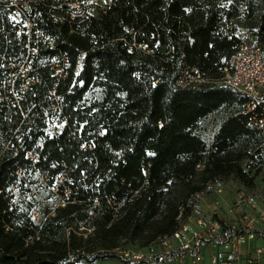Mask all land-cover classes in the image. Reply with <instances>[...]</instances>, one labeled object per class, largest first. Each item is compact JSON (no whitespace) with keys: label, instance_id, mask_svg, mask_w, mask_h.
Listing matches in <instances>:
<instances>
[{"label":"trees","instance_id":"obj_1","mask_svg":"<svg viewBox=\"0 0 264 264\" xmlns=\"http://www.w3.org/2000/svg\"><path fill=\"white\" fill-rule=\"evenodd\" d=\"M1 3L0 93L4 94L6 77L18 73L27 57L38 61H31L29 89L19 90L26 80L20 75L14 84L18 100L0 99V264H80L85 252L91 254L89 262L127 260L122 254L126 246L120 254L110 252L119 247L115 226L133 228L131 243L144 233L143 220L154 219L162 206L172 210L161 223H150L145 243L140 244L148 249L179 227L181 213L193 216L188 204L192 189L177 201L172 191L160 190L169 180L187 188L195 164L204 160L212 171L201 173L206 185L204 174L218 177L228 171L237 154H249V173L255 171L258 177L263 171L262 137L242 114L247 98L223 85L179 82L187 67L197 68L206 78L220 76L236 50L227 40L225 22H246V31L264 52V0H115L110 14L93 17L78 28L49 18L65 17L54 8L63 0L32 1L26 16ZM10 13L19 17L16 23H36L34 30L52 37L54 45L29 44L27 34L17 33L22 26L7 18ZM132 43L137 48L131 50ZM29 48L35 52L29 54ZM164 48L167 52L161 53ZM61 56L72 61L71 71L83 57L78 78L72 73L64 79L54 76L49 63ZM15 61L18 66L13 69ZM91 87L104 89L102 100L86 99ZM52 91L68 123L56 138L44 132L55 116L50 109ZM224 107L229 114L215 124L213 153L198 125ZM44 111L47 116L41 119ZM29 152L38 159L28 158ZM234 165L231 169H242L239 162ZM42 178L47 182L39 184ZM10 183L19 184L26 204L10 205ZM32 189L39 195L34 201ZM40 195L45 205L38 204ZM28 205L41 211L39 224ZM85 235L89 243L97 240L88 249L83 247Z\"/></svg>","mask_w":264,"mask_h":264},{"label":"built area","instance_id":"obj_2","mask_svg":"<svg viewBox=\"0 0 264 264\" xmlns=\"http://www.w3.org/2000/svg\"><path fill=\"white\" fill-rule=\"evenodd\" d=\"M16 0H5L4 6L14 7L15 12L24 16L29 11L32 1L24 4ZM115 0H63L62 5L54 6L55 9L64 12L65 17L49 14L53 21H69L78 28L81 23L93 17L106 16L114 8ZM32 29L30 43L43 42L53 46L54 39L39 31L34 30L36 23L28 20ZM227 40L236 45V50L228 59L226 66L220 71L217 78H206L201 72L187 67L183 72V83L205 84L217 83L236 90L247 98V103L242 114L248 117V126L255 129L262 137L261 147L264 150V52L261 45L254 42L250 32L241 28L235 29L233 23L225 22ZM72 32H76L72 30ZM128 32V30H127ZM133 33V32H132ZM25 34L28 35L26 32ZM29 42V39H28ZM132 47H137L134 43ZM142 50L147 51L145 45ZM35 50L29 48V53ZM83 58H78L74 69L71 71V62L67 56H61L49 63L54 76L67 78L71 73L78 78L83 69ZM27 69L21 77L28 79ZM20 75V74H19ZM26 90L29 86H26ZM50 109L54 114L60 115L61 109L56 104L58 96L56 91L50 93ZM47 116L44 111L40 118ZM26 119V116H24ZM104 133H100L103 136ZM92 142V141H91ZM28 158L36 161L38 156L32 152ZM35 165V163H33ZM264 172V167H263ZM22 179L24 174L18 169L16 172ZM11 175V174H10ZM61 181V180H60ZM70 182V180H68ZM42 178L39 184L46 183ZM10 205L15 202L27 203L25 193L19 184L9 185ZM218 190V194L222 193ZM3 191L0 190V194ZM32 189L30 195H34ZM204 199V198H203ZM30 216L35 224L43 220L41 211L34 206L28 205ZM209 211L203 215H193L185 218L183 213L178 216L179 227L170 235L159 238L148 247L146 253L126 252L125 257L151 264H205L208 256V264H264V192L259 189L241 188L229 202H223V198H217L210 206ZM32 237L27 239L31 242ZM157 247L158 249H155Z\"/></svg>","mask_w":264,"mask_h":264},{"label":"rangeland","instance_id":"obj_3","mask_svg":"<svg viewBox=\"0 0 264 264\" xmlns=\"http://www.w3.org/2000/svg\"><path fill=\"white\" fill-rule=\"evenodd\" d=\"M5 0H0V2H4ZM12 1V0H9ZM17 2H19V0H16ZM20 2H22L23 4L25 2H28V0H21ZM2 4V3H1ZM5 3H3L2 5L4 6ZM262 4V3H261ZM259 5L260 8L263 7V5ZM8 7V6H7ZM7 18L10 21L15 20L16 23V19L18 20L19 17H17V15H15L14 13H10L9 15H7ZM233 27L236 28H241L243 30H248V25H246V22H233ZM17 26H22V27H17L18 31L17 33H28V39H29V43H30V39H32L30 37V35H32V29L31 26L29 25L28 22H20L17 21ZM131 32L135 33V30H131ZM134 43H132L131 46V50L134 49L135 47H132ZM137 48V47H136ZM164 51L161 52H167L168 49L164 48ZM154 52H152L153 54ZM30 54V53H29ZM32 54V53H31ZM83 58V57H82ZM31 61H34L36 63V61H38L36 58L34 60H30L28 61V57L26 58L24 64L22 66H20L19 72L18 73H11V75H9L6 85L4 86V94L0 93V99H5L6 97L8 98L9 96H14L15 97V101L18 100V96L16 93V90L14 91V89H16V87L14 88V84L18 78V76H20L24 71H26L27 69H30L33 65L31 64ZM18 66L17 65V61L13 62L11 64V68L14 69V67ZM192 69V68H191ZM195 70H197V68H195ZM20 74V75H19ZM218 77V76H215ZM212 77L211 79L215 78ZM31 82V81H30ZM29 80H25L21 87L19 88V90L24 91L26 90V86H31ZM180 84H184L187 85L185 83H183V80H180L179 82ZM200 84V83H199ZM199 84H193L195 86L199 85ZM200 85H207V86H221L217 83H205V84H200ZM104 89L100 88V87H91L89 90H87V92L85 93L86 99L87 100H92V99H98V100H102L104 97ZM7 100V99H6ZM16 104V103H15ZM11 107H13V103L9 104ZM227 114H229V110L224 108H220L218 110V112H214L212 114H209L204 120H202L199 123V127H198V131L201 132V134L203 135L204 139L207 140V143L209 144V148L212 150V152H216V148L215 145L213 144L214 139H215V124L217 123V121L222 118H224ZM68 126L67 120L66 118L62 117V115H58L56 114L54 116V118H51L48 121L47 127L44 130L45 132V136L46 137H50V138H56L58 137ZM204 130L207 132L205 133ZM45 142V138L43 140H41V144L43 145ZM231 142V141H230ZM233 145V144H232ZM239 158V159H237ZM236 162H239V164H241L242 169L239 168H234L231 169L233 166H235L234 161H231V163H234L232 166L230 167V169L224 170L222 173H220V175H211L209 174H204V176L206 177L207 184L203 185V178H202V172L205 171H209L207 166H206V161L201 160L199 161L197 164H195L194 169L192 171V175L189 177V181L188 183L190 184V186H188L187 188L183 189L182 187H177L175 185V182L171 179L169 180L166 185L161 186L160 190L165 191V192H171V196L172 199H175L177 201H182L184 198H186V196H188V191L191 190V197H188V204L190 205V208H192V215H203V213H206L207 211H209L208 206H210V204H212L215 200H217V198L222 197L223 198V202H229L231 201L236 192L239 189H243V188H250V189H259L262 190L264 192V172H260L259 176L256 177L255 176V171H252L249 173L250 169L252 168V164H250L249 162H251V159L249 158V154L248 155H240L237 154L236 157ZM228 163V162H227ZM227 163L225 162V165H227ZM229 164V163H228ZM236 169V170H235ZM212 170L215 171V168H212ZM212 172V171H209ZM148 173V172H147ZM146 173V174H147ZM201 174V176H200ZM217 177V180L215 179ZM256 177V178H255ZM255 178V180H253ZM36 180L38 181V177H36ZM252 181H254L252 183ZM30 186V184H29ZM31 188V186H30ZM222 189V193L218 194V190ZM36 190V189H35ZM37 190L36 193L34 195V197H30L29 198L32 199V201H34L37 196ZM176 194V195H175ZM41 200L38 201V204H46L45 201V197L40 195ZM204 198V199H203ZM145 197L139 201V203H143L144 202ZM54 208L57 207V205L53 206ZM151 208H153V206H151ZM166 210V211H165ZM172 210H169L167 212V209L165 208V206L160 207L159 213L156 215V217H154V219H152L154 222L158 221V222H162L166 217L168 213H171ZM150 220H143V230L144 233L138 237L134 242L129 241V237H131V232L133 231V228H128L125 227L123 225L121 226H115L113 229V232H115V234L113 236H116L118 239H115L114 241L117 242V244L119 245L118 249L116 250H112L110 251L111 253H117L120 254L121 251H124L123 246H126V251H124L122 254H125L126 252H132V253H138V252H147V249L144 248H140V244L141 241L142 243H145V236L148 235L147 231H150V223H152L153 221ZM129 234V235H128ZM127 235V236H125ZM111 236V238L113 237ZM143 237V238H142ZM89 238L88 235H85L84 237V249H88V245H93L96 243L97 240H92L89 243ZM96 238V237H94ZM110 239V236H109ZM100 242V241H98ZM106 242V241H103ZM108 242V241H107ZM111 242V239H110ZM90 245V246H91ZM101 248V247H99ZM98 248V249H99ZM155 249H158L157 247H155ZM83 250V249H82ZM108 251L106 252H102L103 254H107ZM83 258L80 261V264H151L149 262H144V261H137V260H133L131 258H128L127 260H130V262H128L127 260H121L118 258H112V257H108L105 259H97L95 261L89 262V255L91 256L90 253H83ZM88 255V256H86ZM207 262V261H206Z\"/></svg>","mask_w":264,"mask_h":264},{"label":"crops","instance_id":"obj_4","mask_svg":"<svg viewBox=\"0 0 264 264\" xmlns=\"http://www.w3.org/2000/svg\"><path fill=\"white\" fill-rule=\"evenodd\" d=\"M207 261V262H206ZM264 263V262H263ZM205 264H208V256L205 257Z\"/></svg>","mask_w":264,"mask_h":264},{"label":"flooded vegetation","instance_id":"obj_5","mask_svg":"<svg viewBox=\"0 0 264 264\" xmlns=\"http://www.w3.org/2000/svg\"><path fill=\"white\" fill-rule=\"evenodd\" d=\"M163 50V49H162ZM160 52H161V50H160ZM161 53H164V52H161Z\"/></svg>","mask_w":264,"mask_h":264},{"label":"water","instance_id":"obj_6","mask_svg":"<svg viewBox=\"0 0 264 264\" xmlns=\"http://www.w3.org/2000/svg\"><path fill=\"white\" fill-rule=\"evenodd\" d=\"M165 49L161 50V51H164Z\"/></svg>","mask_w":264,"mask_h":264}]
</instances>
